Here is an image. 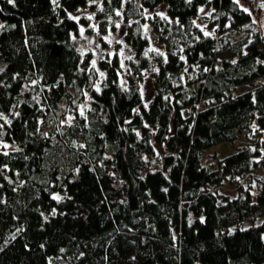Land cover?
Wrapping results in <instances>:
<instances>
[{
    "label": "trees",
    "instance_id": "16d2710c",
    "mask_svg": "<svg viewBox=\"0 0 264 264\" xmlns=\"http://www.w3.org/2000/svg\"><path fill=\"white\" fill-rule=\"evenodd\" d=\"M118 10L130 54L99 78L80 29ZM253 20L239 0H0V264H264V178L239 183L264 161Z\"/></svg>",
    "mask_w": 264,
    "mask_h": 264
},
{
    "label": "rangeland",
    "instance_id": "374dc122",
    "mask_svg": "<svg viewBox=\"0 0 264 264\" xmlns=\"http://www.w3.org/2000/svg\"><path fill=\"white\" fill-rule=\"evenodd\" d=\"M243 1L245 6L253 13V22L256 23L257 25L261 26V31L263 29L264 31V17L261 13V11L258 9L260 6V1L259 0H239ZM120 12V10H118ZM149 16V14H148ZM112 23L114 28L107 27L106 31H103L101 28L102 23ZM116 24H119L120 27L117 28ZM126 22L123 21L121 12L119 16H114L112 17H107L105 22H101L100 20H96L90 24V28L87 30L85 28L83 36L79 34L78 37V47L80 51L85 54V53H90L92 61L95 60L96 63L98 60H104L107 59V56L116 54V52L119 53L121 58L128 57L127 55L130 54V48L127 47L129 46L127 42L123 39V34L121 33V28L125 27ZM145 25H147V29H145ZM206 25V23H204ZM106 26V25H105ZM141 28L142 32L145 34L147 37V50L146 52L148 53H153L154 51H149V49H156L158 52H163L164 47H163V42L160 41L159 36L155 32L154 28H152L151 23L149 20H145L144 22L141 23ZM264 36V34H263ZM127 59V58H126ZM126 59H122L121 64L123 63V69H126L127 67L126 64ZM155 62H152V65L145 70V79L142 81V87L146 91L145 95L147 96L150 89L152 88V77H151V71H154L155 69ZM97 64L95 65L94 69L97 71L99 74V78L103 77L100 75L101 71L96 67ZM93 68V67H92ZM184 81V80H183ZM258 82V80H257ZM257 82H254L257 84ZM245 88H249V86H246ZM89 106V97L85 95V98L83 102H80L77 106L79 113L81 110H83L84 114L86 109ZM69 112L64 113L63 115V120L66 122H70L72 117H73V109L72 107L68 108ZM71 117V119H69ZM64 123V121H62ZM259 137L263 139V135L259 134ZM241 139V138H240ZM244 139V138H242ZM241 139V140H242ZM237 142V141H235ZM230 143L233 144L234 143ZM220 145V144H219ZM216 146L209 150L208 152L211 154H216V157L221 156L224 153H230L234 151L237 148V145L234 147H231V145H223V146ZM255 147V146H253ZM261 150H264L263 146H260ZM224 152V153H221ZM149 163V169H157L160 168L161 166V151L156 150L154 155L152 156H145ZM214 160V158H213ZM264 178V161H261V163L258 165V167L243 175V177L240 179V184L242 185H248L249 183L252 184L254 188H257L258 182ZM209 190H217L219 192H223V194L229 195V196H234L236 194L237 189L232 187L227 180L223 181L221 185L215 187L212 185L208 186ZM261 219H258L260 221ZM249 223L245 222L244 224L241 225V227H246L248 226ZM233 229V228H231Z\"/></svg>",
    "mask_w": 264,
    "mask_h": 264
},
{
    "label": "snow or ice",
    "instance_id": "6c2138e0",
    "mask_svg": "<svg viewBox=\"0 0 264 264\" xmlns=\"http://www.w3.org/2000/svg\"><path fill=\"white\" fill-rule=\"evenodd\" d=\"M12 2H13V0H9V3H12ZM200 11H201V12H203V11H204V9H203V8H201V9H200ZM116 15H118V16H119V15H120V12L118 11V12L116 13ZM162 18H165V19H166V17H162ZM89 19H92V17L90 16V17H89ZM0 27H3V25H0ZM116 27H117V28H119V27H120V25H119V24H116ZM144 27H145V29H147V25H145ZM83 33H84V29H83V28H81V29H80V34H81V36H83ZM205 35L207 36V35H209V33L205 32ZM149 51H156V49H151V48H150V49H149ZM161 54H162V53H161ZM82 55H83V53H82ZM233 62H234V61H233ZM91 63H92V67L94 68V67H95V65H96V61H95V60H93ZM121 66L123 67V63L121 64ZM100 75H101V76H103V75H104V73H102V72H101V73H100ZM96 91H97V92H99V91H100L99 87H97V88H96ZM146 106H147V105H146ZM80 115H81V116H83V115H84V112H83V110H81V112H80ZM69 119H71V117H70ZM4 146H5V147H7V145H4ZM81 147H83V145H81ZM53 199H59V198H58V197H56V196H54V197H53Z\"/></svg>",
    "mask_w": 264,
    "mask_h": 264
}]
</instances>
